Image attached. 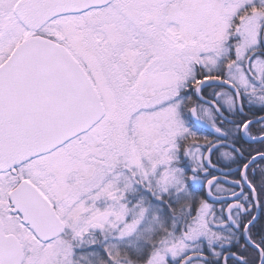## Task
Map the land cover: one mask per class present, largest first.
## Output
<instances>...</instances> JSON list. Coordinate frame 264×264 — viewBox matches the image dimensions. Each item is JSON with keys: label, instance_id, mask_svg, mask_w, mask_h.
I'll return each mask as SVG.
<instances>
[{"label": "snow or ice", "instance_id": "snow-or-ice-1", "mask_svg": "<svg viewBox=\"0 0 264 264\" xmlns=\"http://www.w3.org/2000/svg\"><path fill=\"white\" fill-rule=\"evenodd\" d=\"M0 264H264V0H0Z\"/></svg>", "mask_w": 264, "mask_h": 264}, {"label": "flooded vegetation", "instance_id": "flooded-vegetation-1", "mask_svg": "<svg viewBox=\"0 0 264 264\" xmlns=\"http://www.w3.org/2000/svg\"><path fill=\"white\" fill-rule=\"evenodd\" d=\"M209 91H211V90H209Z\"/></svg>", "mask_w": 264, "mask_h": 264}]
</instances>
